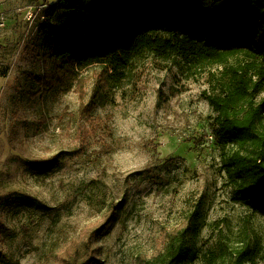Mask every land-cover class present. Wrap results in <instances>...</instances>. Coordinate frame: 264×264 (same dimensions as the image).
<instances>
[{
	"label": "rangeland",
	"instance_id": "374dc122",
	"mask_svg": "<svg viewBox=\"0 0 264 264\" xmlns=\"http://www.w3.org/2000/svg\"><path fill=\"white\" fill-rule=\"evenodd\" d=\"M56 1L0 0V264H67L72 249L145 264L187 227L193 264L237 250L264 264V210L239 198L206 97L239 60L191 75L149 56L121 81L95 64L45 84L40 14Z\"/></svg>",
	"mask_w": 264,
	"mask_h": 264
},
{
	"label": "trees",
	"instance_id": "16d2710c",
	"mask_svg": "<svg viewBox=\"0 0 264 264\" xmlns=\"http://www.w3.org/2000/svg\"><path fill=\"white\" fill-rule=\"evenodd\" d=\"M40 17L45 84L95 64L121 81L149 56L191 75L237 58L206 97L217 113L214 137L235 147L226 165L237 174L239 198L264 210V0H57ZM8 71L0 67L1 76ZM192 237L190 227L170 235L145 264H193ZM65 259L92 264L76 249ZM227 264H247V252L237 250Z\"/></svg>",
	"mask_w": 264,
	"mask_h": 264
},
{
	"label": "built area",
	"instance_id": "2783aa9c",
	"mask_svg": "<svg viewBox=\"0 0 264 264\" xmlns=\"http://www.w3.org/2000/svg\"><path fill=\"white\" fill-rule=\"evenodd\" d=\"M47 6V5H46Z\"/></svg>",
	"mask_w": 264,
	"mask_h": 264
}]
</instances>
